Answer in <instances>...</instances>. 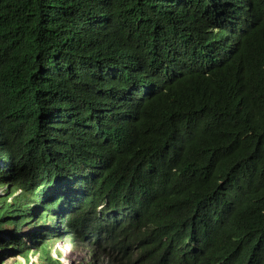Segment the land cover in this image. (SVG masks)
Segmentation results:
<instances>
[{"label": "trees", "instance_id": "trees-1", "mask_svg": "<svg viewBox=\"0 0 264 264\" xmlns=\"http://www.w3.org/2000/svg\"><path fill=\"white\" fill-rule=\"evenodd\" d=\"M0 167L44 201L0 232L32 264L38 217L110 264H215L246 222L264 264V0H0Z\"/></svg>", "mask_w": 264, "mask_h": 264}, {"label": "clouds", "instance_id": "clouds-1", "mask_svg": "<svg viewBox=\"0 0 264 264\" xmlns=\"http://www.w3.org/2000/svg\"><path fill=\"white\" fill-rule=\"evenodd\" d=\"M8 170L9 167H0V171L2 172ZM32 193L35 195L32 196ZM42 199V196L36 190L35 186L26 193L15 185L13 179L11 181H0V232L5 229L6 221L9 220L14 209H20L25 215L32 216L35 213L43 212L42 207L44 201ZM48 228H52V222L47 221L43 224L41 223L40 217L33 218L28 225L21 228L20 234L23 236L24 243L32 252V247L39 246L41 241L48 239L46 234ZM42 234L46 235L42 236ZM29 235H33L37 240L36 246L33 245L32 240L28 237ZM0 239H6L5 233H0ZM259 244L260 239L257 228H254L246 222L234 225L228 230L225 239V250L215 264H254L255 254ZM11 250V247L0 248L3 255H9L12 259L21 258L26 264H32L36 261L35 258L31 262V254L26 260L13 254ZM34 256L36 257V255Z\"/></svg>", "mask_w": 264, "mask_h": 264}, {"label": "rangeland", "instance_id": "rangeland-1", "mask_svg": "<svg viewBox=\"0 0 264 264\" xmlns=\"http://www.w3.org/2000/svg\"><path fill=\"white\" fill-rule=\"evenodd\" d=\"M35 194L32 193V196ZM51 228L47 231L48 245L50 249V257L57 259L60 264H110L105 255L91 245L93 237L89 234H83L81 229L70 226L68 230L60 224L58 233H52ZM78 233L83 236L80 237ZM44 241L39 243V249ZM38 247V246H37ZM38 248L32 247L33 251L38 253ZM35 256H31V262L35 260ZM26 264L21 258L12 259L9 255H3L0 251V264Z\"/></svg>", "mask_w": 264, "mask_h": 264}]
</instances>
